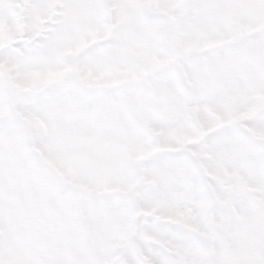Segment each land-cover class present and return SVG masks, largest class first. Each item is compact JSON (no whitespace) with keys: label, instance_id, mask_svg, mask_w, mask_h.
Wrapping results in <instances>:
<instances>
[{"label":"snow or ice","instance_id":"snow-or-ice-1","mask_svg":"<svg viewBox=\"0 0 264 264\" xmlns=\"http://www.w3.org/2000/svg\"><path fill=\"white\" fill-rule=\"evenodd\" d=\"M0 264H264V0H0Z\"/></svg>","mask_w":264,"mask_h":264}]
</instances>
